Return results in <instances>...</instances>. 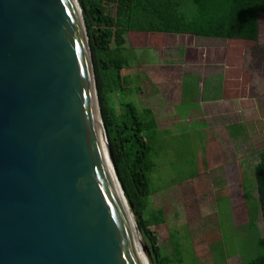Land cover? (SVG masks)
I'll return each instance as SVG.
<instances>
[{
    "label": "water",
    "instance_id": "95a60500",
    "mask_svg": "<svg viewBox=\"0 0 264 264\" xmlns=\"http://www.w3.org/2000/svg\"><path fill=\"white\" fill-rule=\"evenodd\" d=\"M125 201L78 0H0V264H145Z\"/></svg>",
    "mask_w": 264,
    "mask_h": 264
},
{
    "label": "rangeland",
    "instance_id": "374dc122",
    "mask_svg": "<svg viewBox=\"0 0 264 264\" xmlns=\"http://www.w3.org/2000/svg\"><path fill=\"white\" fill-rule=\"evenodd\" d=\"M126 41L128 90L110 92L109 102L120 115L122 102L130 101L138 114L152 115L158 128L166 130L142 213L144 220L153 221L148 228L157 258L167 264H242L253 245L243 187L249 184L254 206L253 166L264 148V13L254 42L136 32H129ZM143 76L155 85V93L137 88ZM222 79L229 88L225 92L234 94L232 120L239 121L238 110L247 119V128L233 130L232 140V131L213 120L225 109L211 101L223 96ZM256 223L263 234L260 215ZM140 238L148 263L156 264L150 243Z\"/></svg>",
    "mask_w": 264,
    "mask_h": 264
},
{
    "label": "trees",
    "instance_id": "16d2710c",
    "mask_svg": "<svg viewBox=\"0 0 264 264\" xmlns=\"http://www.w3.org/2000/svg\"><path fill=\"white\" fill-rule=\"evenodd\" d=\"M78 3L88 36L107 146L118 181L139 235L150 243L155 253L156 264H167V259L157 258L155 236L148 228L153 221L142 218L151 194L150 174L155 166L154 158L157 149L162 147L166 130L158 128L152 115L143 118L127 100L122 102L120 115H116L108 97L112 91L125 94L128 90L126 70L131 57L124 48L127 34L255 41L258 37L257 16L264 13V0H78ZM137 88L146 94L157 91L147 76L140 79ZM184 164L191 162L185 160ZM183 177V171L179 172L178 178ZM253 179L257 195L254 206L249 184L245 183L243 187L245 198L250 202L247 226L253 232V245L242 264H264V148L259 151L258 161L253 166ZM159 215H162L161 211ZM258 215L263 234L257 228ZM224 255L223 252L221 257Z\"/></svg>",
    "mask_w": 264,
    "mask_h": 264
},
{
    "label": "crops",
    "instance_id": "0c3cea01",
    "mask_svg": "<svg viewBox=\"0 0 264 264\" xmlns=\"http://www.w3.org/2000/svg\"><path fill=\"white\" fill-rule=\"evenodd\" d=\"M260 14L261 13H259L258 16H257L258 36H259V15ZM232 39H237V38H232ZM257 39H258V37H257ZM237 40L246 41V42H254V41H251V40H244V39H237ZM262 61H263L262 63L264 64V59ZM260 63H261V61H260ZM217 75H219V73ZM221 77H222V75H221ZM222 85H224L223 79H222ZM222 85H220V86H222ZM201 86L203 87V83H202ZM220 86L217 87L216 92L219 91ZM225 90L229 91V88L226 85L223 86V91H222V95L223 96L222 97H217L216 96V98L211 99V101H214V102H217L216 100H218V103L223 104V106H225V109L222 112L219 111L218 114L217 113L215 114L218 117L217 118H213V120H219L220 121L219 122L220 128H223V129H225L227 131L228 130L232 131V134H230V136H229V139L232 140V138H234V134H235L233 132V130L238 131V130H244V129L247 128V126H246L247 125V121H246L247 119H244V115H243L242 110H238L236 116H238L239 121L235 123L232 120V114L233 113H232L231 108H230L229 105L232 102V100H230V99L234 98V96H233L234 94L230 95L229 93L225 92Z\"/></svg>",
    "mask_w": 264,
    "mask_h": 264
},
{
    "label": "bare ground",
    "instance_id": "6f19581e",
    "mask_svg": "<svg viewBox=\"0 0 264 264\" xmlns=\"http://www.w3.org/2000/svg\"><path fill=\"white\" fill-rule=\"evenodd\" d=\"M125 206H126V209L128 211V214H129V219H130L131 226L133 228V236L135 238V241H136V243L138 245V248H139V250L141 252V255L143 257V260H144L145 264H149L148 261H147V259H146V257H145L143 248H142V242H141L140 235H139L138 231L136 230L135 220L133 219V216H132L131 212L129 211V208H128V205H127L126 201H125Z\"/></svg>",
    "mask_w": 264,
    "mask_h": 264
}]
</instances>
